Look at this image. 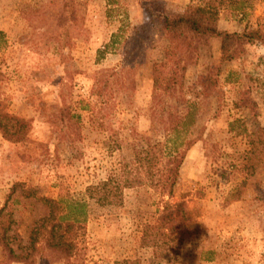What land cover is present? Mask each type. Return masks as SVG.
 <instances>
[{"label":"rangeland","instance_id":"obj_1","mask_svg":"<svg viewBox=\"0 0 264 264\" xmlns=\"http://www.w3.org/2000/svg\"><path fill=\"white\" fill-rule=\"evenodd\" d=\"M75 1L71 13L69 0H0V110L29 123L23 142L0 131V210L6 206L0 220L20 221L17 231L26 244L33 221L47 212L39 197L64 194L88 204L87 219L71 234L69 263L42 240L21 262L0 245V264H264V45L247 44L244 55L213 69L220 92L206 94L199 77L221 61V41L213 38L188 63L176 96L162 92L154 99V64L167 62L168 41L153 34L141 40L137 29L213 0ZM243 1L242 10L229 1L220 5V28H264V0ZM60 15L71 24L64 43L56 35ZM112 72L117 79L107 78ZM101 77L107 81L104 103L92 112L84 106L96 102ZM248 98L256 101L254 110ZM63 106L81 116L79 158L56 130L65 123ZM176 112L192 113L187 127L194 143L171 197L150 180L123 188L120 200L113 194L103 199V191L88 197L91 185L111 178L112 185L123 183L134 145L164 143L168 116ZM155 154L162 169L164 151ZM17 183L35 196L22 200L17 191L11 197ZM180 202L195 227L178 253L144 245L146 225L160 227L166 203ZM147 232L149 239L160 238Z\"/></svg>","mask_w":264,"mask_h":264},{"label":"trees","instance_id":"obj_2","mask_svg":"<svg viewBox=\"0 0 264 264\" xmlns=\"http://www.w3.org/2000/svg\"><path fill=\"white\" fill-rule=\"evenodd\" d=\"M69 1L71 13H73L76 1ZM226 1L233 3L237 9H243V0H213L210 5H190L183 13L162 16L159 24H155L153 21L151 24L149 22L137 29L138 35H141V40L153 34L166 38L168 41L164 51L167 62L161 61L154 64V99H158L162 92L169 96H176V86L184 80L188 63L195 60L200 48L208 45L213 38H219L221 41V61L218 65H213L207 74L199 77V84L206 94L220 92L216 84L217 81L211 77L213 69H218L223 64L244 55L247 44L261 43L264 45V28L245 29L240 32L227 31L220 28V5ZM60 21L63 25H60L56 35L64 43L70 38L69 28L71 24L66 22L65 19ZM3 36L4 33L0 32V41ZM140 46L137 45L134 51H138ZM168 63H171L172 66L169 67ZM118 75V72H112L107 75V78L116 77L117 79ZM96 82V102L93 106L92 101L84 106V108H89L92 112L96 110L98 104L104 103L102 96H104L103 91L107 83L102 77L97 78ZM158 86L162 88L160 91H158ZM247 102L253 110L256 108L255 100L248 98ZM59 111L61 116L65 118V123L60 124L61 127L56 130L62 133L61 139H64L68 144L69 149L72 151V157L79 158L81 156L79 143L82 139L81 116L73 112L69 106L60 107ZM191 116V112L169 114L168 117L171 124H167V127H165L167 137L164 143L158 142L146 145L147 147L141 146L140 148L134 145L130 169L128 173L123 171L126 174V179H124L123 183L112 185L114 179L111 178L108 181L91 185L87 187L88 197L95 198L96 195L99 196L100 191H103L105 193L103 199L113 194L115 200H120L123 188L140 187L147 184L149 180L152 186L160 188L163 193L171 197L187 150L194 143L193 140L188 138L189 128L187 123ZM28 124L27 119L0 110V131L7 140L14 143L26 140L28 138ZM262 139L264 146V136ZM116 148H120L119 145H116ZM158 149L164 151L166 159L162 169L156 168L157 157L155 152ZM123 166L124 168L127 166L125 162ZM129 173L131 177L128 176ZM118 180L120 181V179ZM17 191L23 196L22 200L35 196L32 191H24L21 183L15 185L10 196H14ZM15 200L20 202L19 198L15 197ZM37 201L46 207L47 212L33 221L27 239L28 242L23 244L20 239L17 231V225H19L20 221L3 218L0 220V245L7 251L10 260L21 262L27 260L33 252H36L37 244L44 240L53 251L64 252L69 258L67 260L69 263L70 256L74 250V240L71 234L75 235L87 219V202L84 199H73L70 195L64 194L58 198L39 197ZM109 202L115 201L113 199ZM5 211L6 206L0 210V217L6 214L4 213ZM159 220L163 223L160 224V227L156 224L146 225L143 244L158 247L162 251L168 250L167 252L178 253L181 243L184 242L186 236L195 227V223L192 222L187 214L185 205L181 202L176 204L166 203ZM170 223H173L171 227ZM150 229L155 230L156 234L158 233V236H160L159 241L157 239H149L147 231ZM16 240H19L17 247L13 245Z\"/></svg>","mask_w":264,"mask_h":264}]
</instances>
